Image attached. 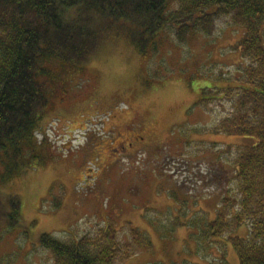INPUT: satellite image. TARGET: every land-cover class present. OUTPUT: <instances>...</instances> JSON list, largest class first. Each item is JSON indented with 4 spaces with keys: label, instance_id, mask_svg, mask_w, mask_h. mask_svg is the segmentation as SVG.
I'll return each mask as SVG.
<instances>
[{
    "label": "rangeland",
    "instance_id": "374dc122",
    "mask_svg": "<svg viewBox=\"0 0 264 264\" xmlns=\"http://www.w3.org/2000/svg\"><path fill=\"white\" fill-rule=\"evenodd\" d=\"M243 33L221 16L209 35L188 36L182 43L167 28L158 50L147 55L116 41L125 62L133 65L126 73L108 64L89 63L80 71L52 64L50 106L35 132L37 142L48 149H37L32 168L11 178L5 170L0 175V193L18 194L21 221L34 224L26 238L22 229L4 235L0 264H52L51 253L38 244L40 234L79 238L96 234L108 220L121 226V237L127 234L126 222L147 232L153 243L150 251L122 264H219L221 248L216 243L199 247L192 226L170 233L166 228L176 221L175 213L182 214L180 207L196 199V209H212L223 190L204 182L210 164L220 162V156L233 170L235 146L258 141L208 131L230 113L231 101L195 105L200 97H209L204 88L237 83L227 79L239 78L246 64L235 49ZM155 217L162 222L154 226ZM158 225L166 230L164 236ZM235 234L246 237L248 225ZM220 241L227 262L238 264L229 239Z\"/></svg>",
    "mask_w": 264,
    "mask_h": 264
},
{
    "label": "trees",
    "instance_id": "16d2710c",
    "mask_svg": "<svg viewBox=\"0 0 264 264\" xmlns=\"http://www.w3.org/2000/svg\"><path fill=\"white\" fill-rule=\"evenodd\" d=\"M221 16L243 28L235 49L246 64L239 78L227 79L236 84L204 88L203 95L209 97H200L195 105L231 101L230 113L208 131L258 141L235 146L233 170L220 156L217 159L224 162L210 164L204 182L223 190L212 209H196L197 199L182 200L188 205L179 208L182 214L175 213L176 221L166 229L170 233L178 226H192L199 247L216 243L221 248L219 264H229L222 237L229 239L238 264H264V0H0V175L5 170L11 178L32 168L37 149H48L37 142L35 132L50 106L52 64L80 71L106 37L112 44L122 41L139 55L155 53L167 28L182 43L188 36L209 35ZM172 196L177 199L176 192ZM21 203L18 194L0 193V242L14 229L29 236L34 223L21 221ZM158 218L153 225L162 222ZM123 223L127 234L122 237L121 226L108 220L96 234L61 240L42 233L38 244L51 253L52 264H122L153 248L147 232ZM244 224L248 234L240 237L235 232ZM159 225L164 236L166 230Z\"/></svg>",
    "mask_w": 264,
    "mask_h": 264
},
{
    "label": "clouds",
    "instance_id": "9594fccd",
    "mask_svg": "<svg viewBox=\"0 0 264 264\" xmlns=\"http://www.w3.org/2000/svg\"><path fill=\"white\" fill-rule=\"evenodd\" d=\"M112 38L106 37L98 46V49L94 51L90 63L97 67H102L105 64L110 65L115 70L126 73L133 69V65L125 62L121 54V46L113 45ZM99 52V55H97Z\"/></svg>",
    "mask_w": 264,
    "mask_h": 264
}]
</instances>
